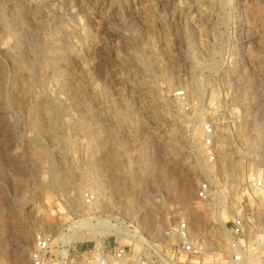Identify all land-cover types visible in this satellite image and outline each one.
Here are the masks:
<instances>
[{
  "label": "rangeland",
  "instance_id": "374dc122",
  "mask_svg": "<svg viewBox=\"0 0 264 264\" xmlns=\"http://www.w3.org/2000/svg\"><path fill=\"white\" fill-rule=\"evenodd\" d=\"M163 65L173 79L163 77ZM180 87L192 106H177L172 93ZM205 121L227 133L214 127L226 147L213 140V162L199 151ZM257 168L264 174V0H0V264H34L40 232L50 236L41 264H88L102 241L149 261L159 254L165 264H190L172 258L167 226L186 219L203 228L205 216L194 210L217 199L214 192L235 206ZM202 181L211 195L198 201ZM97 191L105 194L88 209L83 194ZM257 196L248 200L264 221ZM106 214L122 233L81 227L77 239L63 241L72 221ZM210 257L219 256L204 261Z\"/></svg>",
  "mask_w": 264,
  "mask_h": 264
},
{
  "label": "built area",
  "instance_id": "2783aa9c",
  "mask_svg": "<svg viewBox=\"0 0 264 264\" xmlns=\"http://www.w3.org/2000/svg\"><path fill=\"white\" fill-rule=\"evenodd\" d=\"M172 95L180 109L186 103L193 105L188 100L182 87L174 90ZM200 126L206 160L213 162L215 156L213 149V140L216 136L215 129L210 121H205ZM262 187L263 184L260 179L254 182L250 179L242 186L239 196L243 199L238 203L235 202L236 208L238 207L236 214L223 223V227L228 233L225 243L227 253H223L219 257H210V259L204 261L207 249L203 239L200 237L191 239L189 236L190 224L186 219H181L169 224L165 231L166 237L175 241L170 246L172 258L179 259L183 255L186 259H189L190 264H264V221L258 220V218L257 220L254 219V210L250 207L251 202L248 200V197L259 194ZM209 195L210 186L208 182H200L196 189L198 201H205ZM82 198L86 205L92 202L95 195L86 192ZM34 242L35 247L31 259L34 264H41L49 247L50 236L43 232L37 233ZM89 252L86 254L88 264H165L168 260L158 254L154 261H149L142 253L132 255V249L127 245H116L106 241L95 243ZM172 264H177V262Z\"/></svg>",
  "mask_w": 264,
  "mask_h": 264
},
{
  "label": "bare ground",
  "instance_id": "6f19581e",
  "mask_svg": "<svg viewBox=\"0 0 264 264\" xmlns=\"http://www.w3.org/2000/svg\"><path fill=\"white\" fill-rule=\"evenodd\" d=\"M102 1H104V0H102ZM149 4V3H148ZM150 19H148V22H147V24L149 25V26H152V25H154V21H153V15H150V17H149ZM188 22V21H187ZM191 24V23H190ZM163 25V24H162ZM193 26V25H192ZM153 27V26H152ZM164 30H166V28H163ZM153 30H154V28H153ZM160 31V30H159ZM152 41V44H154L153 42H156L155 41V39H153V40H151ZM36 44V43H35ZM37 46V45H36ZM39 46V45H38ZM44 46V45H43ZM21 47V46H20ZM42 47V46H41ZM45 47V46H44ZM16 48H17V45H16ZM38 49V48H37ZM18 50V49H17ZM49 50V49H48ZM53 51V50H52ZM170 51H173L172 49L171 50H169V54H168V56L167 57H169V59H171V61H175V59L173 58L174 57V53H171L170 54ZM47 52H49V51H47ZM46 52V53H47ZM154 52H155V54H157V55H159L160 57V62L163 60V54H165V53H160L159 51H158V49H157V47L155 48V50H154ZM43 53H45V51L43 52ZM42 53V54H43ZM45 53V54H46ZM49 53H51V52H49ZM49 53H47V54H49ZM53 53V52H52ZM21 55V54H20ZM22 56H23V54H22ZM21 58H23V59H25L24 57H21ZM46 58V57H45ZM49 58V57H48ZM154 61L155 62H157V64H161L160 62H158V57H157V59L155 58L154 59ZM44 63V62H43ZM45 64V63H44ZM49 63H47L46 65H48ZM43 65V64H42ZM41 65V66H42ZM159 66V65H158ZM45 67V66H44ZM160 67V66H159ZM168 67H170V66H164L163 65V69H162V75H163V77L164 78H166V79H168V80H171V79H173V71L170 69H168ZM171 68V67H170ZM199 92V89L197 90V89H192L191 90V92ZM106 92H108V91H106ZM190 92V93H191ZM185 93H186V96H187V98L189 97V92L187 91V90H185ZM193 93H191V95H192ZM194 95V94H193ZM192 97V96H191ZM190 97V98H191ZM38 98V97H37ZM144 99H145V97H143ZM143 98L141 99V100H143ZM147 98V97H146ZM194 98V97H193ZM209 98H210V100L211 99H213L214 98V89H211V91H210V93H209ZM164 101H163V104L165 105V106H169L170 105V103H169V101L167 100V99H163ZM192 100V99H191ZM147 102V101H146ZM36 103V102H35ZM149 103H150V100H149ZM145 104V103H144ZM41 104L39 103V106H40ZM147 107H148V105L147 104H145ZM34 106V105H33ZM57 106V105H56ZM41 107V106H40ZM144 107V106H143ZM146 107V108H147ZM160 107V106H159ZM35 108H36V106H35ZM34 108V109H35ZM40 109V108H39ZM57 111H59V110H57ZM236 111H237V109H236ZM53 111H51V113H52ZM165 112H167L166 114H168V116L167 117H170L171 119H172V115L169 113V110H166ZM46 113V112H45ZM55 113V112H54ZM50 114V113H49ZM49 114H47V115H49ZM53 114V113H52ZM52 114H51V116H52ZM35 115V114H34ZM54 115V114H53ZM43 116V115H42ZM50 116V117H51ZM45 117V116H44ZM53 117V116H52ZM51 117V118H52ZM139 117V116H138ZM246 117V116H245ZM54 118V117H53ZM50 120V119H49ZM49 120L46 122L47 124H48V122H49ZM202 121V120H201ZM53 123V122H52ZM217 124V123H216ZM83 125V124H82ZM81 125V126H82ZM78 126V125H77ZM78 127H80V126H78ZM87 126H84V128H86ZM214 127L215 128H217L218 129V131H219V133H226V130H225V128H222V127H218V125H214ZM81 128V127H80ZM89 127H87L86 129H88ZM85 129V130H86ZM81 130V129H80ZM89 131V130H88ZM168 131V130H167ZM216 131V130H215ZM169 132V131H168ZM66 134V133H65ZM88 134H90V133H88ZM227 134V133H226ZM244 134V133H243ZM64 135V134H63ZM216 135V134H215ZM224 135V134H223ZM242 135V134H241ZM244 135H246V134H244ZM70 136V135H69ZM166 136H169V133H167V135ZM171 136V135H170ZM227 137V136H226ZM242 137V136H241ZM92 138V137H91ZM63 139H70L69 137H68V135L67 136H65ZM72 139V138H71ZM215 139V146L217 147V149L219 148V150H223V149H225V144H223L222 142H224V141H221V142H219L218 143V136H216V138H214ZM241 139H243V138H241ZM118 140V143H120L121 142V139L119 140V139H117ZM170 140V139H169ZM243 141V143H244V140H242ZM122 143V142H121ZM246 143V142H245ZM123 145H124V143H123ZM122 147V146H121ZM199 151H200V153L201 154H204V152H205V147L200 143V145H199ZM220 153V152H219ZM223 153H224V151H223ZM220 155V154H219ZM221 157V156H220ZM227 158V157H226ZM116 159V158H115ZM114 158H113V161L115 160ZM220 159V158H219ZM116 160H118V159H116ZM115 160V161H116ZM228 160V159H227ZM229 161V160H228ZM227 161V162H228ZM204 164L206 165V167H204L205 169H207V170H210V168H212L213 167V165L212 164H207L206 162H204ZM220 164H226V163H219V165ZM228 164V163H227ZM113 165V164H112ZM117 165V164H116ZM229 165V164H228ZM227 165H225V166H223V167H221V165H220V167H221V170L223 171V172H225L227 169L225 168ZM64 168H66V167H64ZM110 168V167H109ZM115 168V167H114ZM227 168H228V166H227ZM106 169H107V167H106ZM111 169V168H110ZM110 169H108V170H110ZM214 169V168H213ZM213 169H211V171L213 170ZM229 169V168H228ZM65 170V169H64ZM216 170H217V168H216ZM219 170V169H218ZM67 171H69V169H67ZM72 172V171H71ZM219 172H221V171H219ZM250 173H248V176L250 177V178H252L251 180L254 182L255 180H257V178H264L263 176H264V174H263V172L259 169V168H257L256 170L254 169V170H252V171H249ZM70 173V172H69ZM222 173V172H221ZM230 173V172H229ZM72 174V173H71ZM74 174V173H73ZM70 175V174H69ZM96 175V174H95ZM224 175V174H223ZM226 175V174H225ZM228 175V174H227ZM74 176V175H73ZM72 176V177H73ZM119 176V175H118ZM69 177V176H68ZM67 177V179H69ZM72 177H70V178H72ZM94 177V176H93ZM233 177V176H232ZM111 178V177H110ZM114 178H115V176H114ZM119 177H117L116 179H118ZM95 179H98V177H95ZM94 179V180H95ZM68 182H70V181H68ZM67 182V183H68ZM95 182H96V180H95ZM120 182V181H119ZM79 183V182H78ZM121 183H122V181H121ZM231 183V182H230ZM71 184L73 185V183L71 182L70 183V186H71ZM100 184V183H99ZM124 184V183H123ZM231 184H233V183H231ZM119 185H120V183H119ZM126 185H127V183H126ZM128 185H130V184H128ZM230 185V184H229ZM74 188H78V186H80L79 184H77V183H74ZM101 186V185H100ZM120 186H122V185H120ZM120 186H119V188H120ZM231 186V185H230ZM80 188V187H79ZM186 188V187H185ZM264 188V187H263ZM187 189H189V188H187ZM232 189V188H231ZM230 189V190H231ZM80 190V189H79ZM77 191V190H76ZM95 192H96V190H95ZM98 192V191H97ZM183 192H185L184 193V196H185V198H187V197H189V195H190V192L188 191V190H186V191H184L183 190ZM262 192H264V191H262ZM262 192H260L259 193V196H257L258 198H261V199H264V193H262ZM123 193H126V192H123ZM97 193H94V195H96ZM99 194L103 197V195L105 194L104 192L102 193V192H98V195L97 196H95V198L92 200V202L91 203H89V204H86V206L88 207V209H91L92 208V206L93 205H95L97 202H98V196H99ZM106 194H107V192H106ZM110 194V193H109ZM214 195H215V197L217 198V199H215L214 201H212L211 200V202H209L208 204L210 205V206H208V204H207V206L204 208V205L202 206V208H197L196 210H194V211H196V213H198L199 215L200 214H204V216H205V218H203L204 219V222H206V224L207 225H205V226H203V228H199L198 227V229H196V228H194V229H192L191 228V226L189 227V236H190V238L191 239H196V237H200V238H202L203 239V241H204V243H205V245H206V249H207V252L206 253H215V254H217L218 256H220V255H222L223 253H227L228 251H227V248H226V246H225V243H226V241H227V238H228V233H227V231L224 229V227H223V223H224V221H225V219L226 218H228V217H233L234 216V214H236L235 212H236V210H238V207L236 208V204H235V206H234V204H233V199H232V201H230V202H225V201H223V200H221L220 199V197H219V195H218V192H214L213 193ZM227 194V193H226ZM229 195H231L232 197L234 196L235 197V193H233V192H229L228 193ZM77 192H71V194H70V196H68V197H70L68 200H69V202L70 203H73V202H75V199H76V197H77ZM210 195H211V193H210ZM228 195V196H229ZM107 196V195H106ZM111 196V195H110ZM184 196H182V197H184ZM108 197V196H107ZM182 197H181V200H182ZM233 197V198H234ZM78 198V197H77ZM101 198V197H100ZM83 199V198H82ZM209 199V198H208ZM229 200V199H228ZM83 201V200H82ZM127 202H128V200H126ZM183 201V200H182ZM127 202H126V204H125V208H126V206H127ZM84 203V202H83ZM105 204V203H104ZM101 205V204H100ZM84 206V205H83ZM85 207V206H84ZM106 207V206H105ZM95 208V207H94ZM103 208H104V206H103ZM100 209V208H99ZM106 210L108 209V207L107 208H105ZM94 210H96V208L95 209H93L91 212H93ZM89 211V210H88ZM82 212H86V211H82ZM193 212V211H192ZM90 213V212H89ZM209 213H212V219L208 216V214ZM108 214V213H107ZM106 214V215H107ZM205 214H207V215H205ZM90 215V214H89ZM110 217H115V216H112V215H107L106 217H101L100 215H97V216H95V215H93V216H91V217H85V216H82L81 218H80V216H79V220H77V221H72L71 223H70V225L68 226V231L67 232H64L63 234H62V238H63V241H65L66 243H68V244H70L72 241H74L75 239H77V235H78V232H79V230L81 229V227H83V229L85 230V232H89V231H92V232H94V233H101V232H103L104 230H106V231H109V230H112L113 232H118V233H122V230L120 229V227L119 226H115L114 224H111L110 223V221H109V219H110ZM194 219H196V218H194ZM94 220V221H93ZM199 220V219H198ZM201 220V219H200ZM212 220H213V222H212ZM196 221V220H195ZM201 223V222H200ZM199 223V225L200 226H202L201 224ZM198 224V223H197ZM205 224V223H204ZM97 229H99V230H97ZM198 234H200V235H198ZM93 237V236H92ZM125 240H127V241H129V239H131L132 238V235H130L128 232L126 233H124V237H123ZM66 248V247H65ZM61 252H62V255L63 256H68V249L66 248V249H62L61 250ZM177 264H179V263H177Z\"/></svg>",
  "mask_w": 264,
  "mask_h": 264
}]
</instances>
